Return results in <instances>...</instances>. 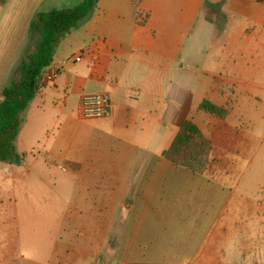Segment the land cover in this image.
Here are the masks:
<instances>
[{
	"label": "crops",
	"instance_id": "crops-1",
	"mask_svg": "<svg viewBox=\"0 0 264 264\" xmlns=\"http://www.w3.org/2000/svg\"><path fill=\"white\" fill-rule=\"evenodd\" d=\"M80 1L0 0V90L34 15ZM64 40L50 64L67 60L63 73L22 114V163L0 162V229L32 200L55 239L48 259L22 251L20 264H217L225 229H264V0H98ZM94 93L109 97V117L80 116ZM185 120L211 142L201 172L162 156ZM72 229L95 236L75 242ZM99 229L122 233L105 242ZM106 248L140 258L105 259Z\"/></svg>",
	"mask_w": 264,
	"mask_h": 264
},
{
	"label": "trees",
	"instance_id": "trees-1",
	"mask_svg": "<svg viewBox=\"0 0 264 264\" xmlns=\"http://www.w3.org/2000/svg\"><path fill=\"white\" fill-rule=\"evenodd\" d=\"M132 1L138 8L141 0ZM97 2L98 0H81L74 6L53 8L34 15L23 54L11 79L0 90V162L22 163L16 139L23 123V112L42 88L40 73L53 62L56 48L66 35L90 15ZM139 18L136 12L138 24H145L146 18ZM199 110L219 118L226 115L225 109L209 100H203ZM210 151L211 142L204 138L194 122L185 120L162 156L188 170L201 172L206 167Z\"/></svg>",
	"mask_w": 264,
	"mask_h": 264
},
{
	"label": "rangeland",
	"instance_id": "rangeland-1",
	"mask_svg": "<svg viewBox=\"0 0 264 264\" xmlns=\"http://www.w3.org/2000/svg\"><path fill=\"white\" fill-rule=\"evenodd\" d=\"M81 24L82 22L77 27L79 28ZM68 43V40H64L61 46L63 48L70 47ZM9 190H11L10 193H15V187L9 188ZM15 197L17 198L16 194ZM28 202V205L18 213H12V210H10L5 222L6 226H2L5 229H0V263L5 259L7 264H20L19 255L22 251L28 258L35 257L39 258V260L49 258L48 250L53 246L55 239L47 232L51 222L50 218L44 216L47 209L43 211L40 203L32 202V200ZM72 231L71 237L75 242L85 240L83 238L86 236H95V229H72ZM98 232H100L105 242L114 243L120 238L122 229H99ZM263 233L264 229H225L219 239L221 240V245L216 251L218 253L217 264H231L234 260L243 264H264V241L263 249L261 247L258 250L254 249L256 246L254 241L257 242ZM100 234L98 237H100ZM63 236H67V233L63 234ZM72 253H78V249H74ZM104 253L105 259L108 257L116 258L115 260L117 258L120 260L121 258L126 260L140 258H137L140 253L136 251L127 254L118 250L115 255L111 256L110 248H106ZM69 254V252L65 251L61 256L69 257Z\"/></svg>",
	"mask_w": 264,
	"mask_h": 264
},
{
	"label": "built area",
	"instance_id": "built-area-1",
	"mask_svg": "<svg viewBox=\"0 0 264 264\" xmlns=\"http://www.w3.org/2000/svg\"><path fill=\"white\" fill-rule=\"evenodd\" d=\"M84 55V51H81L72 57V61L79 62L83 59ZM66 62L67 60H64L55 67L50 65L44 67L40 73V84L43 85L46 81H51L61 75ZM78 111L83 118L109 117L111 115L109 97L102 93L85 94L80 99Z\"/></svg>",
	"mask_w": 264,
	"mask_h": 264
},
{
	"label": "water",
	"instance_id": "water-1",
	"mask_svg": "<svg viewBox=\"0 0 264 264\" xmlns=\"http://www.w3.org/2000/svg\"><path fill=\"white\" fill-rule=\"evenodd\" d=\"M221 0H207L208 3H217V2H220Z\"/></svg>",
	"mask_w": 264,
	"mask_h": 264
}]
</instances>
